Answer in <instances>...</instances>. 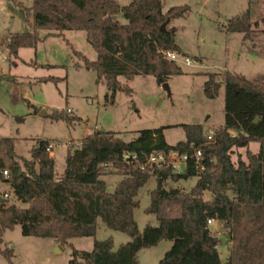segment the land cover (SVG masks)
Listing matches in <instances>:
<instances>
[{
    "label": "trees",
    "instance_id": "obj_1",
    "mask_svg": "<svg viewBox=\"0 0 264 264\" xmlns=\"http://www.w3.org/2000/svg\"><path fill=\"white\" fill-rule=\"evenodd\" d=\"M12 1L22 6L20 0ZM188 11L187 6L175 7L164 14L161 0H134L127 6L115 0H33L26 9L32 32L11 34L6 51L17 57L20 49L36 46L40 31H48L46 37L85 32L97 60L74 53L86 70L105 80L113 102L122 90L120 77L153 76L161 85L170 76L182 74L177 62L166 56L168 52L181 54L175 42L177 29L166 26L162 32L161 26L185 17ZM119 14L125 24L116 20ZM250 18L247 12L232 21L229 30L250 39L255 32L252 27L258 25ZM214 77L209 75L206 93L215 98L224 85L225 122L210 141L201 125H183L186 140L176 146L167 144L162 129L141 131L128 143L113 133L97 131L81 140L80 146L72 142L65 171L56 178L55 160L47 151L51 141H39L29 160L17 154L16 139L0 138V183L10 186L9 192L0 191V255L12 264V251L2 246L5 233L16 226L26 237L52 239L65 246L74 238L95 237L98 220L110 230L127 234L131 241L114 251L112 238L96 240L90 252L74 250L69 264H139L141 250L164 240L173 245L159 264H222L220 240L212 235L208 221H222L230 229L245 215L261 221L260 229L252 234L262 235L259 244L264 245V85L230 72L220 81ZM63 117L57 112L51 115L54 120ZM251 143L259 144V152L248 150L247 162L239 159L235 165L234 149L248 148ZM171 151L188 156L183 172L172 165H146L149 155ZM196 151L202 155L199 163L193 158ZM127 155L136 159L125 160ZM107 171L124 176L112 192L103 179ZM151 177L156 178L157 187L150 192L146 213L155 215L159 224L147 225L141 233L134 217L140 206L137 196ZM194 177L197 182L190 192L164 187L169 180ZM205 192L211 194L210 201L203 199Z\"/></svg>",
    "mask_w": 264,
    "mask_h": 264
},
{
    "label": "rangeland",
    "instance_id": "obj_2",
    "mask_svg": "<svg viewBox=\"0 0 264 264\" xmlns=\"http://www.w3.org/2000/svg\"><path fill=\"white\" fill-rule=\"evenodd\" d=\"M115 1L127 6L134 0ZM161 1L164 14L175 7H189L185 17L172 20L166 27L177 29L175 42L181 50L177 64L182 74L168 78L170 95L153 76H136L131 80L120 77L122 90L116 92L112 102L105 80L86 70L74 53H81L91 62L97 60L85 32L68 31L61 37H46L49 32L40 31L41 41L36 46L22 48L17 57L8 54L4 59L11 34L32 32L26 9L32 7L33 0H20L22 6L12 0H0V138L16 139V152L29 160L39 141L60 142L55 149V176L59 178L65 171V158L72 142H80L97 131L113 133L116 139L128 143L141 131L162 129L167 144L176 146L186 140L183 125H201L206 131L222 127L225 87L221 83L218 96L210 98L205 84L210 74L220 81L230 72L264 85V33L260 32L264 30V0ZM247 12L252 23L258 25L252 27L255 32L250 39L244 40L243 34L231 32L229 26ZM116 20L126 23L122 14ZM186 57L191 65L186 64ZM41 111L47 117H40ZM56 112L64 117L52 119ZM248 150L257 154L259 144L234 149L233 163L237 165L239 159L247 162ZM103 179L112 186L124 176L107 171ZM196 182V177L169 180L164 187L190 192ZM156 187L157 180L151 177L138 192L140 206L134 217L141 233L147 225L159 224L155 215L146 213L151 203L150 192ZM9 190L8 184L0 183L1 193ZM203 199L210 201L212 196L205 192ZM261 224L254 216L245 215L230 229L218 220L209 225L212 235L220 240L222 264H264V245L259 244L263 236L252 234ZM109 238L114 242V251L131 241L127 234L110 230L98 220L95 237L74 238L65 246L52 239L26 237L16 226L5 233L2 247L12 251V264H69L74 250L90 252L96 240ZM172 245L164 240L157 247L141 250L139 264H159ZM0 264L11 263L0 255Z\"/></svg>",
    "mask_w": 264,
    "mask_h": 264
},
{
    "label": "built area",
    "instance_id": "obj_3",
    "mask_svg": "<svg viewBox=\"0 0 264 264\" xmlns=\"http://www.w3.org/2000/svg\"><path fill=\"white\" fill-rule=\"evenodd\" d=\"M7 55L8 52L6 51L5 55H4V59H7ZM167 58L177 62L178 58L180 57V55L173 53V52H168L166 54ZM185 62L187 65H191L192 62L189 58H185ZM67 113L70 114L72 113L70 110H67ZM215 131L216 130H209L206 132V138L208 141L212 140V138L215 136ZM74 144L76 146H80L79 142H74ZM61 144L60 142H50L47 148L48 153L50 154V156L55 152V149L57 147H59ZM201 152L200 151H196L193 158L195 159L196 163L200 162L201 159ZM135 160L136 156H125V160ZM188 161V156L187 155H179L178 152L175 151H171L169 152L167 155L164 154H151L147 157V161H146V165H154L157 168L163 167V166H167V165H172V167L174 168L175 171L177 172H183L186 164ZM4 176H8V172L4 171L3 172ZM7 197V195L5 196ZM213 223V220H209L208 224L211 225Z\"/></svg>",
    "mask_w": 264,
    "mask_h": 264
},
{
    "label": "water",
    "instance_id": "obj_4",
    "mask_svg": "<svg viewBox=\"0 0 264 264\" xmlns=\"http://www.w3.org/2000/svg\"><path fill=\"white\" fill-rule=\"evenodd\" d=\"M166 26H167V23H165V24H163V25L161 26V31H162V32H164ZM163 88H164V89L168 92V94L170 95V91H169L168 85H167L166 83L163 84ZM39 116H40V117H47V115H46V113H45L44 111H41V112L39 113ZM102 132H104V131L102 130ZM0 201H3V198H2V197H0Z\"/></svg>",
    "mask_w": 264,
    "mask_h": 264
},
{
    "label": "crops",
    "instance_id": "obj_5",
    "mask_svg": "<svg viewBox=\"0 0 264 264\" xmlns=\"http://www.w3.org/2000/svg\"><path fill=\"white\" fill-rule=\"evenodd\" d=\"M17 154H18V153H17ZM51 157L54 158V160H55V152L52 154ZM116 186H117V185L108 186V190H109L110 192H112V191H114V189L116 188ZM4 192H7V191H4ZM8 192H9V191H8ZM213 222H216V221H213ZM10 246L13 248L12 244H10Z\"/></svg>",
    "mask_w": 264,
    "mask_h": 264
}]
</instances>
